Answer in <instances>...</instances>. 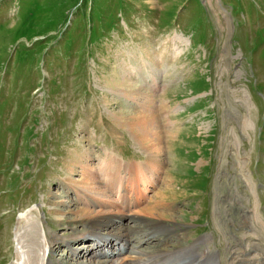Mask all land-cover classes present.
<instances>
[{"label": "rangeland", "instance_id": "1", "mask_svg": "<svg viewBox=\"0 0 264 264\" xmlns=\"http://www.w3.org/2000/svg\"><path fill=\"white\" fill-rule=\"evenodd\" d=\"M114 74L146 96L106 85ZM130 108L156 115L165 161L142 205L165 202L161 216L137 207L122 223L180 234L142 243L136 227L132 244L197 243L217 264H233L234 251L264 259V0H0V264H24L22 237L47 236L52 264L118 251L73 238L87 230V197H121L104 187V159L115 156L123 177L149 160L121 120ZM81 160L104 193L80 184ZM60 197L79 210L70 222L59 221Z\"/></svg>", "mask_w": 264, "mask_h": 264}, {"label": "bare ground", "instance_id": "2", "mask_svg": "<svg viewBox=\"0 0 264 264\" xmlns=\"http://www.w3.org/2000/svg\"><path fill=\"white\" fill-rule=\"evenodd\" d=\"M105 83L106 85L111 84L115 86L112 87V89H115L116 87L117 89L121 88V90L129 95H137L138 93L142 97L146 96V94H144L145 90L139 88L138 83H130V81H127L126 76L119 77V75L114 74L106 79ZM121 120H123V122L125 120V122H127L126 124L129 125L130 128H133L135 130L137 139L140 143L150 147V153L148 156L149 160L145 165L132 166V170H134V173L123 177V174L121 176V171H118L119 167L121 169V162H119L115 156H107V160H105L106 158L104 159L103 164L101 165V171L106 176L105 179H107L104 183V187L106 190L109 187H115V189H117V193H121V197H117V199L113 201L99 197H87V205L89 208L91 207V210L83 208V211L81 213H89L90 216L87 218L89 224L87 225V230L85 232H82L80 236L73 238V240H78L80 238L88 239V241H91V244H93V247L96 250H98L99 248L97 246H102V244L108 246L111 245L113 247L117 246L118 251H106L107 253H104L100 250V252H97L98 254H95L96 257L104 256L105 258L100 257L98 261H94L86 257L91 253V255H94L93 251L95 249L89 252V254L83 252L84 250L75 251L73 252L74 256L86 257V260L76 262L74 264H217L215 262V257H213L211 254V258H209L208 251L201 252L197 249L199 246V244L197 243L191 244L187 247H177L176 249L171 251L160 250L152 252L143 251L139 249L137 244H132L133 239L132 236H129V232L133 231L136 227L137 230L133 232L139 238L140 242L148 243V241H151L152 239H157L161 244H163V246H169L176 238L175 236L177 235L179 230L177 229V227L168 229L165 228L166 226L164 228L163 226H153L155 224L149 222L150 219H142V222H140L138 226L132 225L131 227H129V232L126 233V225H124L122 221L126 217H128L132 211H134L133 209L139 207L141 208L140 210L143 213L151 216L152 218L153 214H157L159 216L163 214L160 209L163 207V203L165 202L164 197H156L154 200H152L151 198V200L149 199L150 202L148 204L146 203L145 205H142L143 203L141 200L145 198L144 193L147 190L146 188L148 187L150 178L155 176L154 174L156 172H159L157 171V169H163V162L165 161H162L161 159L162 148L158 147V145L162 142L160 138L161 134L158 135L159 133H154L152 131V128H154V125L156 124L155 121L157 120L154 113H148L147 111L145 112L139 109L132 110L130 108L121 112ZM155 135H157V137ZM79 165L80 167H82L81 181L79 182H81L80 184L83 185V188L91 192V195H93L92 192H94L96 189L98 190V192L104 193V191L101 190L102 185H100L96 180V173L93 170V166L82 160L79 161L78 166ZM129 170L132 171L130 166ZM151 172H153V174ZM130 190L131 196L133 197L126 198L125 195L128 194ZM72 202L73 201H70L68 199H61V197L54 200L53 203L60 208V210L56 213H60L59 215L61 216L59 218V221L61 223L70 222L75 219V216L77 215L79 210L77 208L75 209V203ZM80 202L82 201L79 200V203ZM141 205L143 207H141ZM97 207H99V209H97ZM136 212L138 211L136 210ZM101 229H105L106 232H101ZM179 236L180 234L177 235V237ZM41 237L39 236L40 243L37 242V240L31 239L29 240L28 244H25V242L23 241L24 237L21 238L19 243V251L22 255V261L24 262V264L53 263L52 257L50 255V251L51 253H53V250L51 247H49V243H47L48 237L44 236L45 238L43 237V242L41 241ZM71 243H73V241L68 243L67 245L69 246ZM123 244L127 247L126 250L124 249V247H121ZM26 245L30 248H28ZM85 245L86 243H84L82 247H85ZM43 248L46 249V251H42ZM48 248L49 251L47 253ZM29 249V253L26 254V250ZM41 252L42 256H40ZM245 252H243L242 254L250 253ZM235 253L237 254V256L233 258L234 260L232 259L233 264H264V259H260V256H257V258H255L252 257V255L248 256L249 254L241 256L237 251L233 252V254ZM197 255H200L201 257H198ZM47 257L48 259L46 260ZM26 258L27 261H25Z\"/></svg>", "mask_w": 264, "mask_h": 264}]
</instances>
